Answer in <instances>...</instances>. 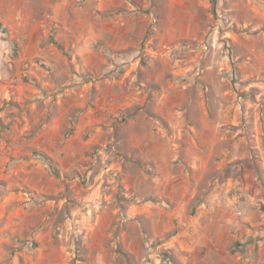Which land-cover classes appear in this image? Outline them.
Wrapping results in <instances>:
<instances>
[{
    "label": "rangeland",
    "instance_id": "obj_1",
    "mask_svg": "<svg viewBox=\"0 0 264 264\" xmlns=\"http://www.w3.org/2000/svg\"><path fill=\"white\" fill-rule=\"evenodd\" d=\"M0 264H264V0H0Z\"/></svg>",
    "mask_w": 264,
    "mask_h": 264
}]
</instances>
